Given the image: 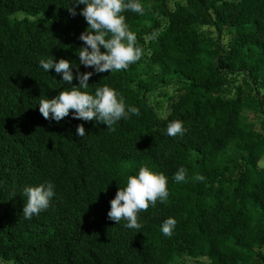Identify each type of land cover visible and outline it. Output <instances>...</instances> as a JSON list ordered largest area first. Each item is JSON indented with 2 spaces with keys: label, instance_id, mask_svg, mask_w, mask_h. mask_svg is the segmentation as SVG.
Here are the masks:
<instances>
[{
  "label": "trees",
  "instance_id": "1",
  "mask_svg": "<svg viewBox=\"0 0 264 264\" xmlns=\"http://www.w3.org/2000/svg\"><path fill=\"white\" fill-rule=\"evenodd\" d=\"M139 2L143 15H123L142 58L126 70L96 73L79 64L84 5L73 4L72 16L71 0H0L1 262L168 264L184 253L205 256L206 264H264V164L258 166L264 139L241 121L242 109L251 107L264 123V0H174L172 8L168 0ZM16 11L32 17L16 18ZM201 26L215 36L202 35ZM224 28L231 33L225 44ZM42 58L70 60L72 84L79 83L75 66L92 72L86 91L94 95L107 84L140 115L121 119L115 131L71 112L59 123L45 119L39 99L70 85L54 68L40 67ZM236 73L250 79L254 97L238 87L223 95ZM169 76L182 79L181 92L159 116L147 93ZM173 120L183 122L182 137L167 135ZM141 166L167 177L169 196L138 214L137 232L107 213L118 188ZM181 167L186 178L178 183ZM198 174L205 179L197 181ZM49 181L55 193L49 207L25 219L23 189ZM168 217L177 221L171 237L161 231Z\"/></svg>",
  "mask_w": 264,
  "mask_h": 264
},
{
  "label": "clouds",
  "instance_id": "2",
  "mask_svg": "<svg viewBox=\"0 0 264 264\" xmlns=\"http://www.w3.org/2000/svg\"><path fill=\"white\" fill-rule=\"evenodd\" d=\"M84 5L80 14L87 22V29L80 34L79 39L84 46L79 48V64L86 68H93L96 73L118 72L126 70L130 65L138 62L144 50L138 46L136 34L126 23L125 11L143 15L144 6L139 0H71L68 11L72 16L77 14L76 7ZM153 33L152 38H155ZM101 47L105 51H101ZM39 66L46 72L50 69L62 74V81L70 87L64 88L58 95L49 99L44 96L39 99V111L45 119H52L59 123L69 116L75 119L95 121L107 125L109 131H115L114 125L121 119L127 120L130 115L139 116L140 110L136 106H126L124 97L107 84L95 89V94L86 91L92 72H80L79 65L75 79L78 84H72L74 79L73 64L70 60L60 58L40 59ZM186 129L181 120H173L167 125V135L170 137L183 136ZM77 135L83 137L86 131L83 124L77 126ZM186 169L181 167L175 174L176 182H184ZM203 181L202 175L195 177ZM168 179L163 173L153 171L147 166H141L137 175L127 177L126 186L118 188L115 197L110 201L108 218L115 224L125 221L124 226L138 230L142 224L138 214L146 212L157 201L166 202L169 196ZM27 197L23 207V217L31 219L49 207L51 198L55 195L52 182L41 183L23 189ZM177 221L168 217L161 225L162 233L171 237ZM136 232V233H137Z\"/></svg>",
  "mask_w": 264,
  "mask_h": 264
},
{
  "label": "rangeland",
  "instance_id": "3",
  "mask_svg": "<svg viewBox=\"0 0 264 264\" xmlns=\"http://www.w3.org/2000/svg\"><path fill=\"white\" fill-rule=\"evenodd\" d=\"M174 0H168L169 8H172ZM179 2L181 0H178ZM16 18L27 16L31 18V15H26L22 11H16L13 13ZM12 15V16H13ZM200 33L207 37H214L215 33L212 27L209 26H201ZM231 37V33L228 32L226 28H224L221 32L219 37L220 41L225 44ZM145 62H142L139 66V70H142ZM144 73L141 71L139 76H143ZM228 82L222 89V93L224 96L231 97L236 87L239 88L241 94L247 97H254V89L252 82L248 77H246L242 73L231 74L227 77ZM182 79L176 76H169L167 77V82L165 84H157L153 87L151 91L147 93V96L151 100L155 107L157 108V113L159 116H164L168 111V103L170 100L177 98L178 94L181 92L179 87L182 85ZM260 94L263 93L261 89H259ZM241 121L244 124H249L251 128L259 133V135L264 139V123L262 118V113L259 111L251 108V107H244L241 111ZM228 152H233V150L229 149ZM264 164V154L261 156L260 160L258 161V166H262ZM208 262L205 256H197V257H190L184 253H176L173 258L170 260L168 264H206ZM0 264H5L0 261Z\"/></svg>",
  "mask_w": 264,
  "mask_h": 264
}]
</instances>
